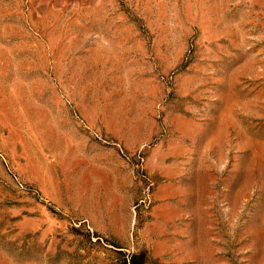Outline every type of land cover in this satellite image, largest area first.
Returning <instances> with one entry per match:
<instances>
[{"label":"rangeland","instance_id":"1","mask_svg":"<svg viewBox=\"0 0 264 264\" xmlns=\"http://www.w3.org/2000/svg\"><path fill=\"white\" fill-rule=\"evenodd\" d=\"M132 257L264 264V0H0V264Z\"/></svg>","mask_w":264,"mask_h":264},{"label":"trees","instance_id":"2","mask_svg":"<svg viewBox=\"0 0 264 264\" xmlns=\"http://www.w3.org/2000/svg\"><path fill=\"white\" fill-rule=\"evenodd\" d=\"M133 257H134V256H133ZM133 257H132V263H133V264H140V263H138Z\"/></svg>","mask_w":264,"mask_h":264}]
</instances>
